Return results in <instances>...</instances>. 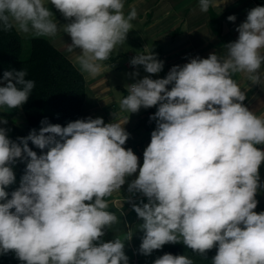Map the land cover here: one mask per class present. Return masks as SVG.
<instances>
[{
	"label": "clouds",
	"instance_id": "clouds-1",
	"mask_svg": "<svg viewBox=\"0 0 264 264\" xmlns=\"http://www.w3.org/2000/svg\"><path fill=\"white\" fill-rule=\"evenodd\" d=\"M50 3L70 21L63 25L72 40L68 50H81L79 70L91 77L101 74V62L126 41L137 17L135 7L125 15L124 0ZM215 5L216 0H199L204 13ZM53 17L46 0H0L3 31L53 37L59 30ZM227 19L234 22L236 16ZM236 31L225 58L216 53L193 58L173 66L165 78L149 75L127 86L121 111L158 105L142 166L124 147L127 121L88 117L61 126L44 120L38 133L33 129L19 142L0 126V255L14 252L24 264H129L126 239L102 240L118 220L105 198L138 171L127 190L147 198L132 205L143 220L141 254L182 242L201 256L217 248L212 264H264V211H255L264 187L259 172L264 150L257 147L264 145V115L243 104L246 93L232 78L244 73L253 85L264 84V6L250 9ZM130 64L148 74L163 68L154 53L137 54ZM26 76V70L3 73L0 108L20 109L28 101L35 82ZM6 124L0 117V125ZM29 141L47 152L37 155ZM25 157V174L9 199L11 166ZM153 264L194 262L165 253Z\"/></svg>",
	"mask_w": 264,
	"mask_h": 264
},
{
	"label": "crops",
	"instance_id": "crops-1",
	"mask_svg": "<svg viewBox=\"0 0 264 264\" xmlns=\"http://www.w3.org/2000/svg\"><path fill=\"white\" fill-rule=\"evenodd\" d=\"M124 13L127 15L133 7L137 17L131 21L133 27L126 37V41L118 45L109 59L101 62L102 72L96 77L81 73L78 67V55L81 50H68L72 44L71 37L64 33L63 25L69 23L64 16L46 0V5L52 11L54 21L59 30L53 37H41L49 41L56 49L65 55L76 69L82 74L85 85L84 101L80 118H103L105 123L118 121L130 134L124 147L133 151L137 146L146 142L153 128L145 126L143 120L151 117L158 109L157 106L141 108L137 113H128L120 110L121 100L128 95L127 86L137 80L149 76L152 79H162L167 76L173 66H183L193 58H207L216 53L221 58L227 55V45L238 39L236 28L246 20L247 12L257 7L253 0H216V5L210 7L207 13L201 12L199 0H124ZM235 15L236 20L231 22L228 16ZM22 38L23 52L28 49L31 34L19 33ZM154 53L157 59L163 61V68L157 74H148L142 65L132 66L130 61L137 54ZM138 73V75H133ZM264 79V64L260 69ZM242 91L246 93L243 104L257 115H264V84L253 85L246 74L237 73L232 77ZM0 86L3 82L0 79ZM169 90L171 85L168 86ZM0 117L7 120L9 139L19 142L17 138L26 137L29 126L25 121L21 109L9 110L0 108ZM128 119V120H127ZM264 146V145H262ZM15 164V163H14ZM11 167L14 170L15 165ZM260 180L264 184V162L260 169ZM17 171L15 172L16 175ZM138 172L128 177L120 191L114 192L105 199L108 202L107 211L115 213L118 220L110 228H106L102 237L104 242L114 238L125 240V254L129 264H153L154 260L162 256L161 249L153 250L150 255H143L139 248L144 236L140 228L143 220L133 210V203L141 205L147 203V198L140 193H129L128 183L136 178ZM18 179L15 176V181ZM257 213L264 211V187L257 195ZM129 238V239H128Z\"/></svg>",
	"mask_w": 264,
	"mask_h": 264
},
{
	"label": "trees",
	"instance_id": "trees-1",
	"mask_svg": "<svg viewBox=\"0 0 264 264\" xmlns=\"http://www.w3.org/2000/svg\"><path fill=\"white\" fill-rule=\"evenodd\" d=\"M253 1L257 6H264V0ZM11 70H26L25 78L35 82L28 101L22 106L29 133L33 129L38 133L42 127L41 122L44 120L50 124L67 126L69 122L80 118L85 95L83 76L71 61L48 40L41 37L31 38L29 47L24 53L23 41L19 33L15 29L10 31L0 29V79L2 80L5 71ZM28 146L37 155L45 154L48 150L37 148L31 141L28 142ZM28 159L25 157L21 160L16 174L20 182H14L6 188L9 199L11 193L20 186ZM18 161L20 160L16 162ZM161 252L162 254L186 255L193 260L194 264H212L217 248L214 247L207 251L205 256H201L181 242L166 244ZM0 264H24V262H21L14 252H9L0 255Z\"/></svg>",
	"mask_w": 264,
	"mask_h": 264
},
{
	"label": "built area",
	"instance_id": "built-area-1",
	"mask_svg": "<svg viewBox=\"0 0 264 264\" xmlns=\"http://www.w3.org/2000/svg\"><path fill=\"white\" fill-rule=\"evenodd\" d=\"M143 123L145 126L151 127L153 128V130H155L156 128V121L155 120H151L150 117H146L143 120ZM151 140V137L144 143L140 144L139 146H137L134 150V153L138 156V164L140 166H142L143 164V153L144 150L146 149V147L149 145ZM258 148H261L262 150H264V146L262 145H257ZM138 172V171H137Z\"/></svg>",
	"mask_w": 264,
	"mask_h": 264
},
{
	"label": "rangeland",
	"instance_id": "rangeland-1",
	"mask_svg": "<svg viewBox=\"0 0 264 264\" xmlns=\"http://www.w3.org/2000/svg\"><path fill=\"white\" fill-rule=\"evenodd\" d=\"M25 48V45L23 46V49ZM21 109V111H22V108H20ZM22 113H23V111H22ZM20 164H21V160L20 161H18V162H16V164H15V167H14V174H15V172L17 171L18 172V169H19V166H20ZM17 174V173H16ZM16 176V178H17V175H15ZM18 182H20V180L18 179ZM135 261V260H134ZM134 261H133V263L132 264H134Z\"/></svg>",
	"mask_w": 264,
	"mask_h": 264
}]
</instances>
